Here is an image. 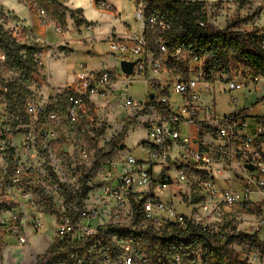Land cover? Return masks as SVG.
<instances>
[{"label":"clouds","instance_id":"clouds-1","mask_svg":"<svg viewBox=\"0 0 264 264\" xmlns=\"http://www.w3.org/2000/svg\"><path fill=\"white\" fill-rule=\"evenodd\" d=\"M249 48L264 0H0V264H264Z\"/></svg>","mask_w":264,"mask_h":264},{"label":"trees","instance_id":"trees-1","mask_svg":"<svg viewBox=\"0 0 264 264\" xmlns=\"http://www.w3.org/2000/svg\"><path fill=\"white\" fill-rule=\"evenodd\" d=\"M244 51L247 53L246 61L250 67L259 68L261 63H264V61L260 59L259 53L253 52L250 48Z\"/></svg>","mask_w":264,"mask_h":264},{"label":"built area","instance_id":"built-area-1","mask_svg":"<svg viewBox=\"0 0 264 264\" xmlns=\"http://www.w3.org/2000/svg\"><path fill=\"white\" fill-rule=\"evenodd\" d=\"M210 83H213V84H215V85L217 86L218 83H220V82L218 81V83H217V82H215V81H211ZM228 83H229L228 81H223V82L221 83L220 87H227ZM220 87H219V88H220ZM233 107H235V105H233ZM245 118H246V119H251V116L248 115V116H246ZM245 167L248 168L249 171H255L257 165H256V164H252V165H251L252 169H249L248 165H246ZM246 235H247V234H246Z\"/></svg>","mask_w":264,"mask_h":264},{"label":"rangeland","instance_id":"rangeland-1","mask_svg":"<svg viewBox=\"0 0 264 264\" xmlns=\"http://www.w3.org/2000/svg\"><path fill=\"white\" fill-rule=\"evenodd\" d=\"M215 82H217L218 83V81H215ZM220 83H218V85H217V88H219L220 87V85H221V83L223 82V81H219ZM222 101L219 99V97L217 98V104H220ZM241 107L243 106V104H241L240 105Z\"/></svg>","mask_w":264,"mask_h":264},{"label":"water","instance_id":"water-1","mask_svg":"<svg viewBox=\"0 0 264 264\" xmlns=\"http://www.w3.org/2000/svg\"><path fill=\"white\" fill-rule=\"evenodd\" d=\"M135 61H132V63H134ZM122 63H128V61H122ZM249 167V169H252V167L251 166H248Z\"/></svg>","mask_w":264,"mask_h":264}]
</instances>
